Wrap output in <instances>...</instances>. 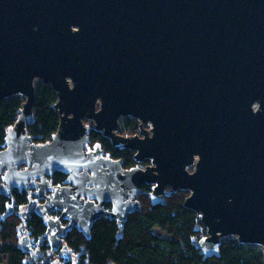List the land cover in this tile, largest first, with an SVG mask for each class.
Wrapping results in <instances>:
<instances>
[{"label": "water", "instance_id": "water-1", "mask_svg": "<svg viewBox=\"0 0 264 264\" xmlns=\"http://www.w3.org/2000/svg\"><path fill=\"white\" fill-rule=\"evenodd\" d=\"M39 82L60 115L45 144L27 133ZM14 96L25 102L0 151V195L35 190L53 251L69 230L122 225L145 186L154 205L189 192L204 257L229 237L264 251V0H0V105ZM125 118L139 134L120 133ZM92 130L151 163L126 170L86 151ZM19 243L36 257L27 234Z\"/></svg>", "mask_w": 264, "mask_h": 264}, {"label": "trees", "instance_id": "trees-1", "mask_svg": "<svg viewBox=\"0 0 264 264\" xmlns=\"http://www.w3.org/2000/svg\"><path fill=\"white\" fill-rule=\"evenodd\" d=\"M36 89L34 123L27 128V133L33 143L45 144L60 125L59 112L54 108L58 99L48 84L39 82ZM24 102V98L14 96L4 99L0 105V151L6 146V133L15 126ZM138 125L137 120L127 118L120 133L135 135L139 132ZM89 141L91 147L98 144L112 159L121 160L125 169L148 164H137L134 152L114 148L111 140L97 131L92 130ZM53 176L54 184H62L65 180L62 173ZM143 191L139 197L142 211L129 215L122 228L109 218H103L93 225L89 238L77 230L71 231L67 240L73 251H85L84 258L90 264H264L261 247L239 244L234 238L222 242L219 257H204L196 246L203 237L196 227L202 224L197 220V214L184 205L189 192H174L165 199V204L154 205L150 198L152 186H145ZM29 194L25 190H15L11 197L0 195V264H30L29 255L19 246L21 221L16 214L5 217L10 213L11 204L15 210L26 205ZM29 226H32L34 237H41L46 232L41 220L34 216ZM154 229L159 231V237L154 234Z\"/></svg>", "mask_w": 264, "mask_h": 264}, {"label": "flooded vegetation", "instance_id": "flooded-vegetation-1", "mask_svg": "<svg viewBox=\"0 0 264 264\" xmlns=\"http://www.w3.org/2000/svg\"><path fill=\"white\" fill-rule=\"evenodd\" d=\"M139 126V125H138ZM90 127H92V126H90ZM136 134H139V132L138 133H136ZM136 134L135 135H132V136H136ZM127 135V134H126ZM125 136V135H124ZM97 146H99V145H97L96 144V146L95 145H93V147H91L90 145H89V147L88 148H86V151H93L94 149H96L97 148ZM101 147V146H100ZM107 154V153H106ZM108 155V154H107ZM109 156V155H108ZM148 164H146V165H142L141 167L142 168H144V167H146V166H149V164L151 163V162H147ZM142 164V163H141ZM127 170V169H126ZM191 173L194 171L192 168H189L188 169ZM57 174V173H56ZM54 177V176H53ZM53 177L51 178V181H52V183H53ZM67 179V177H66V175H65V180ZM64 180V181H65ZM64 181L62 182V184L64 183ZM54 184V183H53ZM62 184H54V185H59V186H62ZM19 190V189H18ZM17 190V191H18ZM13 191H15V190H13ZM12 191V192H13ZM26 192H28V193H30L31 194V192H35V190H25ZM12 192H10V193H8V195H4L5 197H11V195H12ZM30 194H29V197H28V199H29V201H28V203L26 204V205H22V206H20L19 207V210H15V208H14V206L11 204L10 206H9V208H10V213H8L5 217H7L9 214H16L17 216H18V218H19V220L21 221V225L23 226V229H22V231L20 230H18V232H19V242H20V240L27 234L28 236H29V238H30V246H31V249H33V251H34V253H35V256L36 257H33L32 256V254H29V253H26V254H28L29 255V259H28V262L30 263V264H90L88 261H86L85 260V258H84V253H85V251H77V252H74L73 251V249L70 247V245H69V241L67 240L68 239V236H69V234H70V232L71 231H75V230H69L68 232H67V235H66V237H64V239L62 240L63 241V244H62V246L60 247V249L59 250H57V251H53L52 249H51V247H50V245H51V242H49V240L47 239V228H46V226H45V220H44V218H40V217H38V215L34 212V209H35V207L36 206H38V205H41L42 203H44V201H38V199H35V198H31L30 197ZM170 197V196H169ZM168 198V197H167ZM31 202H36V204H31ZM139 204H140V202H139ZM140 207H141V205H140ZM114 212V208H113V206L111 205V204H109V203H107V205H106V212ZM140 211H142V207H141V210ZM22 212H25V220L23 219V218H21V213ZM134 213H140L139 211H135V212H133V213H129V215H133ZM129 215H127L126 216V219L124 220V223L122 224V225H117V221H115V220H112V219H110V220H112L113 222H115L116 223V225H117V227L119 228V227H123L125 224H126V222L128 221V218H129ZM35 217L36 219H38V220H41V222L43 223V226L45 227V233L41 236V237H34V232L32 231V226H29V223H31V218L32 217ZM61 216V213L60 212H58V211H56V212H54V213H52L51 215H49V216H47L46 218L48 219V218H54V219H57V218H59ZM108 218V217H107ZM107 218H105V219H107ZM20 225V226H21ZM68 225H69V221L68 220H63V222H62V227L64 228V227H68ZM19 226V227H20ZM93 228V225H92V227H91V232H92V229ZM78 231V230H77ZM79 232V231H78ZM53 233H56V231H53ZM154 234L156 235V236H160V233H159V231L158 230H156V229H154ZM202 234V233H201ZM203 237H206V235H203ZM198 239H199V237H198ZM198 239H196V240H198ZM201 239V238H200ZM199 239V240H200ZM198 240V241H199ZM197 241V242H198ZM19 246H20V244H19ZM65 246L67 247V249H65L64 250V248H65ZM109 264H114V262H110Z\"/></svg>", "mask_w": 264, "mask_h": 264}, {"label": "rangeland", "instance_id": "rangeland-1", "mask_svg": "<svg viewBox=\"0 0 264 264\" xmlns=\"http://www.w3.org/2000/svg\"><path fill=\"white\" fill-rule=\"evenodd\" d=\"M126 120H127V118H125V119H123V120L120 121V128H119V129H122L121 127L124 126ZM92 125H93V124H92ZM92 125H91V126H92ZM122 131H123V129H122ZM95 145H96V144H95ZM229 238H233V237H229ZM229 238H227V239H229Z\"/></svg>", "mask_w": 264, "mask_h": 264}, {"label": "built area", "instance_id": "built-area-1", "mask_svg": "<svg viewBox=\"0 0 264 264\" xmlns=\"http://www.w3.org/2000/svg\"><path fill=\"white\" fill-rule=\"evenodd\" d=\"M123 129V127H121Z\"/></svg>", "mask_w": 264, "mask_h": 264}]
</instances>
